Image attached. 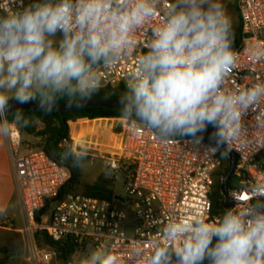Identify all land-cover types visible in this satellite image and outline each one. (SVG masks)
Wrapping results in <instances>:
<instances>
[{"label": "clouds", "instance_id": "clouds-1", "mask_svg": "<svg viewBox=\"0 0 264 264\" xmlns=\"http://www.w3.org/2000/svg\"><path fill=\"white\" fill-rule=\"evenodd\" d=\"M0 0V136L27 126L12 101L90 96L101 87L96 69L120 61L135 46V33L157 13L147 51L140 55L120 96L121 119L161 138L199 137L214 128L215 147L230 150L255 113L264 128V80L225 87L237 60L234 32L223 0ZM60 38H57V34ZM254 58L264 50L254 49ZM86 151L71 147L61 159L79 166ZM248 198L215 222L172 216L151 250L134 248L126 260L108 248L82 252L69 264H264V182L246 186Z\"/></svg>", "mask_w": 264, "mask_h": 264}, {"label": "built area", "instance_id": "built-area-1", "mask_svg": "<svg viewBox=\"0 0 264 264\" xmlns=\"http://www.w3.org/2000/svg\"><path fill=\"white\" fill-rule=\"evenodd\" d=\"M28 0H16L18 6ZM174 0H165L164 7ZM8 0H3L7 5ZM225 7L234 4L241 25V41L234 49L237 60L227 70L225 87L250 86L264 80V57L254 58V49L264 50V0H223ZM157 13L148 24L135 33V46L111 67L96 69L100 89L125 88L137 59L147 51L150 26L161 22ZM264 107V106H262ZM255 113L244 118L245 136L230 146L237 155L233 175L240 179L237 189L241 200L248 198L246 186L250 182H264V128L256 126ZM113 125L114 141L109 147L101 144L74 145V140L62 138L61 147L87 150L85 156L105 161L109 175L123 178L124 195L111 199H96L79 192L67 193L58 199L69 179V171L51 159L43 149L22 153L21 132L14 127L5 137L6 149L14 168V181L20 199L23 223L19 232L30 244V260L50 264L58 260L51 246H35L37 233L45 234L54 242L70 240L76 245L74 254L108 248L126 260L136 247L151 250V242L172 216L181 219L202 217L211 223L219 219L211 216V193L220 169L219 151L208 142L193 137L161 138L148 129L134 128L120 118ZM89 151V152H88ZM51 205L44 213L45 205ZM238 207L236 204L233 208ZM130 231V234L128 232Z\"/></svg>", "mask_w": 264, "mask_h": 264}, {"label": "trees", "instance_id": "trees-1", "mask_svg": "<svg viewBox=\"0 0 264 264\" xmlns=\"http://www.w3.org/2000/svg\"><path fill=\"white\" fill-rule=\"evenodd\" d=\"M238 16V13H237ZM239 19V16H238ZM232 30L234 32V45L233 50L236 49L241 41V25L238 21L236 26L232 25ZM126 91L125 88H105L100 89L90 96H100V97H110L120 99V96ZM89 97V96H86ZM83 97H77L72 100L66 98L58 99L56 103L70 102ZM38 102V101H35ZM25 117L29 120L27 126L18 127L20 132L27 135H33L39 137L41 140V148L44 152L59 165L65 167L69 171V179L66 181L65 185L62 187L58 199H62L67 193L76 192L75 186L80 184V166L84 163L87 156L84 157L82 163L79 166H74L71 159L64 161L61 159V154L67 150V147H61L59 145L60 141L64 137L69 136L68 123L76 121L77 119H89L86 120L89 124L103 123L108 119H98V118H120L121 109H105V108H85L81 110H76L72 112H64L60 114L59 112L51 111H21ZM94 119V120H93ZM110 120V119H109ZM37 124H41V128L37 127ZM187 137V136H186ZM194 138V137H193ZM199 139L208 141V138L203 133L200 135ZM218 157L221 160V166L216 173V179L212 188L211 201L212 210L211 216L217 215L219 218L224 214V197L220 192V179L221 176L225 175L228 171V165L224 162L227 161L226 155L219 151ZM114 183L113 178H107L104 175H100L94 183L87 185L82 194L86 196H91L96 199H111L114 195L112 190ZM49 203L41 210L44 213L48 209ZM43 237L46 245L51 246L58 253V258L62 260L65 264H69V258L75 253L76 245L70 240H62L59 242L52 241L47 235H40L37 233V238ZM1 251V250H0ZM3 260L0 259V264Z\"/></svg>", "mask_w": 264, "mask_h": 264}, {"label": "rangeland", "instance_id": "rangeland-1", "mask_svg": "<svg viewBox=\"0 0 264 264\" xmlns=\"http://www.w3.org/2000/svg\"><path fill=\"white\" fill-rule=\"evenodd\" d=\"M227 13L229 17L231 18V22L233 26H236L238 24V16H237V9L234 4H230L226 8ZM57 38H60V34H57ZM87 119V118H85ZM100 119H108L105 120L103 123L96 124L94 126H88L87 131L88 134H99L102 133V139L99 142L102 147H109L114 141V138H112L110 141H106L104 139L105 134L112 133L111 132V125H115L116 118H100ZM110 119V120H109ZM94 120V119H93ZM70 125V122H69ZM38 128H41V124H37ZM99 131V132H98ZM21 148L27 149L26 151L32 150V149H42L40 144L41 140L39 137H35L33 135H27L21 133ZM78 144V143H75ZM88 144H91L90 141H88ZM79 149H77L78 151ZM25 151V152H26ZM87 153V150H85ZM24 152V153H25ZM89 152V151H88ZM90 157H87L84 161V163L80 166V184L75 186V191L79 193H83L87 185H91L95 182V180L100 176L104 175L107 178H113L109 175V170L106 167V163L104 160L100 158H93L92 160H89ZM225 165H228V161L224 162ZM114 183L112 190L114 194H118L123 196L124 190H123V178L121 175H118L117 178H113ZM240 186V179L236 176L232 175L230 179V189H237ZM51 205L48 206L50 208ZM21 228V227H20ZM19 228V229H20ZM18 229V237L12 236L13 240H10V235L6 234L5 232H0V259L3 260L2 264H37L35 261L30 260V244L31 242L24 238L23 235L19 232ZM130 234V231L128 232ZM35 246L38 248H42L46 246V243L44 241L43 237L36 238L35 240ZM82 252L81 251L76 254H73L70 258V260H74L77 255H79ZM50 264H65L62 260L58 258L56 262H51ZM206 264V262H205Z\"/></svg>", "mask_w": 264, "mask_h": 264}, {"label": "crops", "instance_id": "crops-1", "mask_svg": "<svg viewBox=\"0 0 264 264\" xmlns=\"http://www.w3.org/2000/svg\"><path fill=\"white\" fill-rule=\"evenodd\" d=\"M86 120L77 119L70 122V125L68 123L69 136L74 140V145L85 146L88 141L92 144L99 143L103 137L102 133L88 134V126L100 123L89 124ZM112 127L113 125H111L112 133H107L104 136L106 141L114 138ZM26 150L22 149V153ZM22 223L21 199L14 181L13 164L6 149L5 137L0 136V232L9 234L10 240H13L12 236L18 237V229Z\"/></svg>", "mask_w": 264, "mask_h": 264}, {"label": "water", "instance_id": "water-1", "mask_svg": "<svg viewBox=\"0 0 264 264\" xmlns=\"http://www.w3.org/2000/svg\"><path fill=\"white\" fill-rule=\"evenodd\" d=\"M13 105L12 111H51V112H59L63 114L64 112H72L76 110H81L85 108H105V109H121L119 104V99L110 98V97H100V96H89L83 97L77 100H73L70 102L64 103H56L55 107L52 109H44L40 106L39 102L31 101L27 103H17L16 101L11 102ZM214 128L209 125L207 130L204 132L206 137L208 138V142L211 146L215 147V141L213 139ZM223 152L228 161V171L225 175L221 176L220 179V192L224 197V210L227 211L233 208L236 204L233 199V196L237 193L238 198L241 199L242 191L238 190L235 194L230 193V179L233 175V172L236 169L237 165V155L228 149L220 150Z\"/></svg>", "mask_w": 264, "mask_h": 264}]
</instances>
